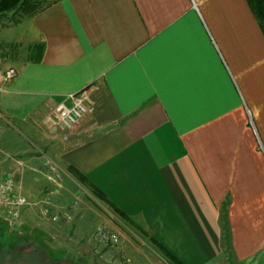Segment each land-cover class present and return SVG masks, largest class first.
I'll return each mask as SVG.
<instances>
[{"label":"crops","instance_id":"obj_1","mask_svg":"<svg viewBox=\"0 0 264 264\" xmlns=\"http://www.w3.org/2000/svg\"><path fill=\"white\" fill-rule=\"evenodd\" d=\"M24 8L0 26L17 28L0 38V178L24 163L21 222L48 209L73 223L78 208L50 197L60 168L182 264H264V32L247 0ZM84 88L93 112L50 126L48 108Z\"/></svg>","mask_w":264,"mask_h":264},{"label":"rangeland","instance_id":"obj_2","mask_svg":"<svg viewBox=\"0 0 264 264\" xmlns=\"http://www.w3.org/2000/svg\"><path fill=\"white\" fill-rule=\"evenodd\" d=\"M36 1L37 5L46 2ZM20 5L12 12L0 13V26L20 20L26 9ZM10 29L12 32L17 31L15 27ZM10 29L2 28L0 38L5 37ZM4 148L1 149L0 145V159L8 153V146ZM13 156L10 154V158ZM54 172V182L51 184L55 194L50 196L51 200L65 208H78L73 213V223L68 222L69 226H64L60 219L52 222L46 217L44 220L38 209L27 211L24 223L21 222L17 227L0 216V263L124 264L125 259H130L136 264H168V259L152 244L150 236L140 228L141 225L120 218L109 204L92 194L69 172L60 168ZM19 178L25 187L23 172ZM63 212L70 213L67 210ZM99 227L115 232L119 241L116 244L98 241L94 234Z\"/></svg>","mask_w":264,"mask_h":264},{"label":"built area","instance_id":"obj_3","mask_svg":"<svg viewBox=\"0 0 264 264\" xmlns=\"http://www.w3.org/2000/svg\"><path fill=\"white\" fill-rule=\"evenodd\" d=\"M15 73L14 68L7 69L4 72L5 80L11 79ZM87 96V88L67 95L63 100L48 108L45 116L46 122L60 131L72 130L83 117L93 112L94 107L86 103ZM12 160L15 163L13 171L0 178V216L10 225L17 227L22 221L23 211L29 205V201L23 192V185L19 178L24 170V163L17 158H12ZM50 213L48 209L42 210V215L50 218L52 222L60 219L58 213ZM64 217L66 222L72 219L71 214L68 213ZM94 236L104 244H116L119 241V236L106 227H99ZM124 264L136 263L125 259Z\"/></svg>","mask_w":264,"mask_h":264},{"label":"trees","instance_id":"obj_4","mask_svg":"<svg viewBox=\"0 0 264 264\" xmlns=\"http://www.w3.org/2000/svg\"><path fill=\"white\" fill-rule=\"evenodd\" d=\"M28 1L29 0H0V13L6 12V11H10V10H14L15 8L18 7L19 4L22 5V6L21 5L20 6L23 9L25 4L28 3ZM247 2L249 4V7H250L251 11L254 14L259 26L261 27L262 31L264 32V0H247ZM37 47L41 49L40 46L37 45ZM41 50L39 52L40 53L39 57H40V55L42 53ZM78 180L81 183L82 182L84 183L83 178L79 177ZM91 191L93 192V194L95 196L99 197L100 199H103L104 196H103V194H101L100 191L95 190L93 188L91 189ZM117 213L122 215L125 219H128V217L123 215L121 212L117 211ZM153 244L160 250V252L165 257L169 258L175 264H182V263L178 262L177 260H175L174 256L165 247H163L161 244H159L155 240H154Z\"/></svg>","mask_w":264,"mask_h":264},{"label":"water","instance_id":"obj_5","mask_svg":"<svg viewBox=\"0 0 264 264\" xmlns=\"http://www.w3.org/2000/svg\"><path fill=\"white\" fill-rule=\"evenodd\" d=\"M0 264H13V263H0Z\"/></svg>","mask_w":264,"mask_h":264}]
</instances>
